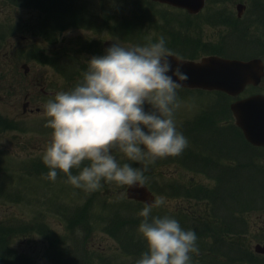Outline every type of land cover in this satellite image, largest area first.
Segmentation results:
<instances>
[{
  "label": "rangeland",
  "instance_id": "374dc122",
  "mask_svg": "<svg viewBox=\"0 0 264 264\" xmlns=\"http://www.w3.org/2000/svg\"><path fill=\"white\" fill-rule=\"evenodd\" d=\"M148 1L141 0L139 2L140 12L137 11L134 14L135 8L133 0H73L74 7L76 6L81 10L91 9L93 17L98 24L97 28L93 30L78 28L77 26L68 27L64 33L65 38L82 36L85 37L84 41L89 39V41L94 43L99 42L100 48L95 46L94 51H83L79 54L83 55L84 59L86 58L87 60L93 56H99L101 53L103 55L105 51L102 49L101 43L105 39L114 38L124 46H130L157 42L163 36L167 43L166 46L171 51L196 59H200L208 53H216L219 56L228 54L240 55L238 52L246 54L252 52L254 49L253 53L249 55L251 56L257 55L260 51L264 50L263 43L258 40L259 35L262 33L264 37V32H262L260 27L257 28V34L256 31H253L255 28H251V25L249 26L248 32L253 37H245L243 30L234 31V36H230V31L235 29L237 25L241 26L242 24H246L239 22L233 15L232 17L230 16L229 10L239 0L236 2L235 0H211V2H214V5H211V3L210 5L208 4L200 13V16L205 15V12L210 8H219L218 13L222 14H219L220 16L217 19V31L214 30V27H210L207 30L210 22L196 27L197 31L206 38H199L201 44L194 49L187 48L186 53L176 50L177 41L173 42L171 38H166L169 35L166 30L170 27V23L166 24V20L173 21L176 26L182 23L166 14L167 9H173L165 4H156L151 7L149 5L150 1ZM249 2L252 3L253 0H249ZM251 3L249 5L250 9ZM64 9L57 6L56 10H58L57 12H61ZM254 9L256 10L255 6ZM26 10L28 9H23L19 6L9 7L3 0H0V78L2 70L6 72V68L12 67V69H17L18 75L11 73L9 76H18L16 77L17 80L26 82L23 79V70L21 67H17V64L19 66L23 59L16 56V48L20 43L25 41L21 38L22 27L19 31V28L16 30V25H20L26 18H30ZM146 10L147 13H144ZM41 15L44 14L42 13ZM172 17L175 18L177 16ZM250 21H252L251 18L247 19L246 22ZM138 28L141 29L138 30ZM115 29L119 30V34L116 33ZM2 32L5 34L3 39L1 36ZM216 33L218 36H216ZM120 34L123 36L122 39L118 36ZM34 37L27 35L25 39L30 38V40H35L36 38ZM219 37H222V40L219 44H216ZM40 46L42 45L40 44ZM38 53L39 51L36 53L27 50L29 56L34 55L40 61H28L32 67V75L39 77L42 82L46 83L47 89L53 91V95L59 91L70 90L78 83V77H63L61 73L56 71L53 65L45 64L43 56H40ZM52 59L54 58L52 57ZM67 64H70V62H67ZM82 65L85 67V72L87 70V62L80 64V66ZM80 66H77V68ZM2 74L5 77L3 79L6 80L8 74L6 76L4 75L5 73ZM4 87H9V85L6 82H0V113L16 118L22 112V108L20 106L17 108L13 107L10 97L17 98L20 94L18 91L17 94H12L15 91L8 93L6 89H4L6 91H3L2 89ZM20 89L23 92L25 91L22 86ZM29 89L31 88L29 87ZM42 100L47 102L49 98L42 97ZM177 100L179 108L176 109L174 116L177 131L183 133L180 123L183 124L189 119L193 120L197 113L210 108L212 115L217 111L214 115L215 119L213 122V124L215 123L217 125V134L230 131V137L232 139L235 137L234 130L237 127L234 124V117L230 109V99L225 98L223 95H197L188 91H181L180 93L178 89ZM42 112L43 109L37 117L30 114L23 119L16 118L17 120H22L23 126L25 127L24 132L20 133L22 138L19 142L16 136L13 135L17 133L16 131L13 133L9 132L8 138H5L0 133V153H2L0 156V235L6 233L2 231L4 227L1 226V220L3 219L22 217L31 223L32 219L35 218L39 221L38 216H40L41 221L44 222L43 226L46 227L44 229L45 233L42 234V228L39 226L38 235L35 236V241H32L34 228L29 226L28 228H30L32 235L24 240L25 245L23 249L26 252H23L28 258L34 260V262H29L30 264H133L135 261L133 255L128 253L127 250L124 251L123 245L116 238V234L114 233L116 227L109 226L111 223L110 220L120 215L129 214V219L136 221L142 220L139 212L143 207H137L132 201H129L130 203L124 201L121 204V200L125 198V185L117 186L114 183L109 184L102 181V187L99 190L88 193L82 189H74L75 187L66 183L67 178L64 176L58 175L55 181H51L45 178V174L36 175L33 173L35 172L32 170L33 164H37L35 167L39 168V170L46 167L42 162L41 156L51 134V130L45 127L46 123L38 118L42 116ZM226 126L229 130L222 131L220 129H225ZM187 147L193 148L195 146L188 141ZM226 147L230 149V152L233 149L241 156V158L237 156L234 158L233 155H230V158L234 160L231 170L234 171L237 168L242 161L241 159H243L244 167L242 170H238L230 176L223 178V183L226 187L223 185L218 190L217 198L223 210L224 206L234 202L239 203L241 207L248 206L247 209L236 210L233 213L235 219L242 218L244 221L241 223L242 226L241 224L239 228L235 226L240 220H237V222L235 220L236 223L234 221L230 222L231 232L233 229H242L245 230L244 233L247 235L239 238L241 233L236 231L229 236L232 240L233 247L239 249L238 254L235 255V258H237V256L242 257L250 252H254L255 244L258 242L263 243L264 241V153L250 150L249 147L242 145L238 137H235L233 142L230 140L227 141ZM113 154L116 155L121 164L130 163L134 165L133 167H143L142 164L128 161L119 153L114 152ZM223 162L228 166L231 164V160L224 161L223 158L215 160V163L218 165ZM2 166L8 168L7 171L2 170ZM181 169L179 156L169 157L164 160L158 159L155 163L148 165V171L145 173L149 175L147 178L153 184L156 199L158 200L163 197L165 201L159 208H153L152 215L164 216L168 213V216L178 220L176 212L178 214H184L182 216L183 218L188 216L186 214L194 213L197 216H202L208 213V205L212 204L211 198L199 200L198 198L190 196H192L191 193L195 189L196 183H199V186L202 185L208 190H213L216 181L207 175ZM27 171L32 173H28ZM192 185L194 186L192 187ZM170 191H178L179 195L174 196L170 194ZM88 196H91L93 199L92 208L88 217L89 231L86 233L85 229L81 231V227L73 229L74 224L70 225L69 217L71 215L70 208L79 205L83 207V203L88 200ZM56 205H59V207ZM120 205V208L114 209ZM131 207L133 211L128 212V208ZM116 213H119V215H115ZM184 220H180V224L189 222L188 220ZM137 228L135 232L136 236H134L135 239L136 237H140ZM54 231L68 245H61L64 248L62 254L58 251L56 253L53 243L50 244L51 237L49 236V232L52 233ZM117 232L122 233L123 236L128 238L132 233V228L118 227ZM71 234L74 235V240L70 239ZM78 240H82L85 256L83 255L84 257L81 256L80 258L71 257L70 254L76 248L75 244ZM204 241L207 243L206 240ZM20 242V239H18V243ZM199 243L201 241L197 239V244ZM239 243H244L250 248L246 250L240 247ZM125 244L131 251H137L140 247L135 240L125 241ZM143 252L144 249L138 252L139 258ZM87 254L88 257H86ZM33 256L35 258H32ZM2 264H26V261L20 263L5 260ZM191 264H200V262L191 259ZM201 264L238 263L234 260L220 262L212 258H207Z\"/></svg>",
  "mask_w": 264,
  "mask_h": 264
},
{
  "label": "clouds",
  "instance_id": "9594fccd",
  "mask_svg": "<svg viewBox=\"0 0 264 264\" xmlns=\"http://www.w3.org/2000/svg\"><path fill=\"white\" fill-rule=\"evenodd\" d=\"M161 36L157 42L130 45L114 41L103 55L87 60V70L72 89L59 91L42 105L50 138L41 159L55 181L92 193L102 181L142 187L148 165L177 157L188 145L174 119L178 89L189 77ZM119 153L128 161L121 164ZM73 169L77 174H73ZM164 198L145 204L137 232L144 251L136 264H191L199 254L197 234L168 215L154 216Z\"/></svg>",
  "mask_w": 264,
  "mask_h": 264
},
{
  "label": "flooded vegetation",
  "instance_id": "af4514ba",
  "mask_svg": "<svg viewBox=\"0 0 264 264\" xmlns=\"http://www.w3.org/2000/svg\"><path fill=\"white\" fill-rule=\"evenodd\" d=\"M237 0H235L236 2ZM239 3H242L243 5L241 6V8H239ZM251 2H249V0H243V1H237L233 7L231 8L230 11V16L232 17V15L234 17H236L238 19L239 22L242 23H246V24H242L237 25L235 27V29H232L230 31V36L233 37L234 36V31H240L243 30V32L245 33V37H253L251 34H249L248 29L249 26L251 25V28H255V30L257 33V28L260 27L262 29V32H264V0H253V2L251 3V9L249 7ZM235 6V9H234ZM254 6L256 8V10L254 9ZM202 11L198 12L197 14L200 15ZM177 13H180L182 15L179 16V19L177 20L178 22H182L179 26H176L175 23L173 21H169L166 20V24L170 23V27L167 28L169 32H174L177 34L178 37V41L180 44H182L181 46H190V47H194L197 48L199 46V44H201L199 38H206L203 34H200L196 27L200 26L201 24H205L210 22L209 26L207 27V30L210 27H214L215 31H217V19L219 17V14L222 13H218V11H213V14H211V11H206L204 16H198V15H194L189 11H179ZM251 14V17H250ZM211 15L213 17H215L214 19L211 17ZM251 18L252 21L250 22H246L247 19ZM29 22H27L28 24ZM252 23V24H249ZM28 32V34L30 33V30H26ZM258 34V33H257ZM216 36L217 33H216ZM27 37V35H23V38L25 39ZM244 37V38H245ZM85 37H69L68 39H73L71 41L70 45L73 46H81V42L82 40H84ZM222 40V37H219L218 41L216 44H219ZM263 45H264V37H263V33L261 35H259V39ZM25 41H28L25 40ZM55 41L56 38L55 36H50V40L48 42V45H52L55 46ZM40 41H31L29 40L28 42H26V44L20 46V55L23 54V50L27 47H35V48H39L40 45ZM47 45V43H45ZM47 47V46H46ZM251 48V47H248ZM247 48V49H248ZM264 48V46H263ZM262 48V49H263ZM187 51V50H185ZM254 51V49H253ZM211 54V53H208ZM240 55H225L226 57H232V58H251V57H261L264 60V50L260 51L259 54L257 55H251V56H241L244 55L242 53H239ZM251 54V53H250ZM79 56V55H78ZM83 59H78V60H74V61H81ZM85 60H83L84 62ZM29 71V75L28 76H24L23 74V79H26L27 77L29 78L27 83L26 82H22V80H18L17 85H14L11 81V85H10V90L7 91L8 93H10L11 91H15V93L13 92L12 94H17V91L20 95L17 96V98H13L10 97V101L13 107L17 108V107H21L22 108V112L19 113V115L16 117L17 119L21 118H25L28 117L30 114H32L34 117H37L41 110H42V104L46 103V101L42 100V96H41V91L43 92V95L46 97H48L49 99L52 98V94L50 91H48L46 89V84H43V88L41 89V79H39V77L37 76H33L32 75V68L28 69ZM26 83V85H25ZM21 86L23 87V89L25 90L24 92L20 89ZM29 87L31 89H29ZM250 87V93L249 94H253V93H264V77L262 78L261 82L258 85H251ZM36 88H40V92L36 89ZM36 89V90H35ZM181 91H188V92H192L194 94H199V95H203V94H207L206 91H204L203 89L200 88H180L179 92L181 93ZM11 94V95H12ZM208 95H211L210 93ZM229 99L231 100V103L234 101V99L242 97V94H240L237 97H233L231 95H228ZM54 98V97H53ZM230 103V104H231ZM192 111V110H191ZM190 111V112H191ZM216 114V111L214 112V115ZM212 115V112L210 111V108H207V110L205 111H200L199 113H197L194 116V119H189L186 122H184L183 124L180 123L181 128L183 129V133L184 136L187 137L189 139V141L194 144L195 147H187L185 150V153H183V155L181 156L182 159H188V160H192V161H197L199 159H201L202 157H206V153L205 152H209V157L212 160H215V151L217 150V144L219 143L220 146H224L226 147V145L224 144L222 138H216L213 137V134L215 133L216 130V125L214 122L215 116ZM5 117H8L5 115ZM213 124V125H212ZM0 125H2V127L0 128V131L2 133V135L5 138H8V133H9V128L7 125L0 123ZM205 127V128H203ZM227 127V126H226ZM20 127L16 126L14 129H19ZM200 130H208L209 133L212 135V138H210V142L206 143V142H202L199 138V132ZM18 136L21 137V135L19 133H17ZM222 148V147H221ZM203 153H202V150ZM193 150H197L200 151V153H194ZM226 151V150H225ZM236 220H240V224L242 222H244L242 220V218L240 219H234ZM226 236V235H225ZM244 236H247L245 233L242 234V236L240 235L239 238H243ZM232 243V241H230ZM240 247L248 250V248H250L248 245H245L244 243H239ZM233 245H230V248L227 247V252H234V250L232 249ZM7 251H3L2 252V259H6L8 261L7 258ZM247 262H244V264H264V253H259V252H250L249 254H246L245 256H242ZM257 257V258H256ZM34 262V260H33Z\"/></svg>",
  "mask_w": 264,
  "mask_h": 264
},
{
  "label": "water",
  "instance_id": "95a60500",
  "mask_svg": "<svg viewBox=\"0 0 264 264\" xmlns=\"http://www.w3.org/2000/svg\"><path fill=\"white\" fill-rule=\"evenodd\" d=\"M178 6H185L191 11H198L204 5V0H160ZM114 41L106 42L109 47ZM172 63L179 60L183 71L189 79L183 82L185 86H202L239 93L247 83H258L262 76V62L259 59L250 61L229 60L210 56L200 62L184 60L173 54ZM237 124L240 125L246 137L254 144L264 145V95H254L232 104ZM130 198H136L147 203H153V194L147 185L142 187L129 186ZM257 249L264 251V245Z\"/></svg>",
  "mask_w": 264,
  "mask_h": 264
},
{
  "label": "trees",
  "instance_id": "16d2710c",
  "mask_svg": "<svg viewBox=\"0 0 264 264\" xmlns=\"http://www.w3.org/2000/svg\"><path fill=\"white\" fill-rule=\"evenodd\" d=\"M16 4H20L22 6H27L31 9H40L42 11V13L44 14V23H43V30H42V34L43 35H48L49 31H51V29L53 27L55 28H61V27H65L67 25L72 24L71 20L75 17V15H70L71 13V7H69L67 4H65L63 2V0H38L37 1H32V0H16V1H12ZM57 6H60L61 8H65L63 11L61 12H57ZM60 22H63L62 24H60ZM146 176H149L148 174L145 173ZM149 179H147L148 181ZM222 183H223V179H222ZM224 187L225 184L223 183ZM217 202V201H216ZM83 212H87V210L85 209ZM84 213V216H86V214ZM81 215V211L80 213L77 214V217L73 218V222L74 224H78V222H80V216Z\"/></svg>",
  "mask_w": 264,
  "mask_h": 264
}]
</instances>
